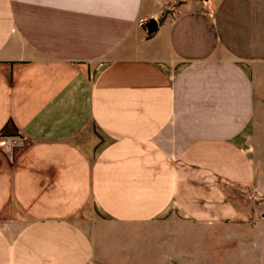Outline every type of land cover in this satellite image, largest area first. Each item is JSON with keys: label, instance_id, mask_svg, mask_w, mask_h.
Segmentation results:
<instances>
[{"label": "crops", "instance_id": "1", "mask_svg": "<svg viewBox=\"0 0 264 264\" xmlns=\"http://www.w3.org/2000/svg\"><path fill=\"white\" fill-rule=\"evenodd\" d=\"M152 1L0 0V264H96L83 224L166 220L187 177L261 187L264 0Z\"/></svg>", "mask_w": 264, "mask_h": 264}, {"label": "rangeland", "instance_id": "2", "mask_svg": "<svg viewBox=\"0 0 264 264\" xmlns=\"http://www.w3.org/2000/svg\"><path fill=\"white\" fill-rule=\"evenodd\" d=\"M144 9L146 14L157 12L158 5L153 4L152 0H144ZM171 11V6H166L164 14ZM145 18L142 28H145L148 15ZM162 20L159 19V27L151 34L146 32L144 53L154 50L162 53L167 48V27L160 23ZM249 128L253 147L251 154L257 165V177L262 188L251 184L219 187L207 177H187L179 187L178 203L175 204L177 213H168L166 220L123 223L105 219L96 220L87 226L83 224L92 239L94 262L264 264L263 102L256 101L254 118Z\"/></svg>", "mask_w": 264, "mask_h": 264}, {"label": "built area", "instance_id": "3", "mask_svg": "<svg viewBox=\"0 0 264 264\" xmlns=\"http://www.w3.org/2000/svg\"><path fill=\"white\" fill-rule=\"evenodd\" d=\"M24 145L23 137L15 134L11 136L0 135V147L6 150V153L13 152L15 148H20Z\"/></svg>", "mask_w": 264, "mask_h": 264}, {"label": "water", "instance_id": "4", "mask_svg": "<svg viewBox=\"0 0 264 264\" xmlns=\"http://www.w3.org/2000/svg\"><path fill=\"white\" fill-rule=\"evenodd\" d=\"M156 24L157 22L155 19L148 20L146 23L147 32L149 33V32L154 31L156 29Z\"/></svg>", "mask_w": 264, "mask_h": 264}, {"label": "trees", "instance_id": "5", "mask_svg": "<svg viewBox=\"0 0 264 264\" xmlns=\"http://www.w3.org/2000/svg\"><path fill=\"white\" fill-rule=\"evenodd\" d=\"M161 18H163V13H162V15L160 16V18L159 19H161ZM153 32V31H152ZM152 32H149L148 34H151ZM13 135H15V134H13ZM2 136V135H1ZM217 184H218V186L219 187H223V185H227L226 183H220L219 181H217L216 182ZM220 184V185H219ZM229 185H231V184H237V183H233V182H230V183H228ZM239 184H241V185H246V184H244V183H239Z\"/></svg>", "mask_w": 264, "mask_h": 264}]
</instances>
